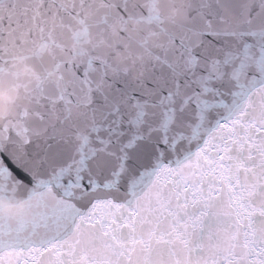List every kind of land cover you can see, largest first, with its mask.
Instances as JSON below:
<instances>
[{"label": "snow or ice", "instance_id": "1", "mask_svg": "<svg viewBox=\"0 0 264 264\" xmlns=\"http://www.w3.org/2000/svg\"><path fill=\"white\" fill-rule=\"evenodd\" d=\"M29 61L0 264H264V0H0V81Z\"/></svg>", "mask_w": 264, "mask_h": 264}, {"label": "clouds", "instance_id": "2", "mask_svg": "<svg viewBox=\"0 0 264 264\" xmlns=\"http://www.w3.org/2000/svg\"><path fill=\"white\" fill-rule=\"evenodd\" d=\"M187 0H176L177 5H183ZM183 9L177 7L169 10V14L179 15ZM119 27V25L117 26ZM137 30L134 31V35L139 38V26L133 25ZM81 47H87L86 44L81 45ZM105 52L108 51L107 48L104 49ZM139 55L137 52H129L125 55L121 52L114 54L113 59L118 64H125L128 61H134ZM45 63L50 67V61L45 60ZM17 71L21 75V79L18 82L21 87H17V82L13 81H0V124H2L5 118H14L17 111V105L27 106L30 101L27 97L25 87L29 86L40 74V68L34 62H22L17 65ZM133 77H138L141 72L138 68L133 69ZM26 201L27 197L21 192H17L13 196L0 194V214L20 216L26 211Z\"/></svg>", "mask_w": 264, "mask_h": 264}, {"label": "water", "instance_id": "3", "mask_svg": "<svg viewBox=\"0 0 264 264\" xmlns=\"http://www.w3.org/2000/svg\"><path fill=\"white\" fill-rule=\"evenodd\" d=\"M131 29H132V26L130 25V26H129V30L131 31ZM132 34L134 35V32H132ZM134 36H135V35H134ZM135 37H136V36H135ZM93 38H94V39H103V37H98V36H96V35H95V32H93ZM136 39L139 40L140 37H139V38L136 37ZM69 43H71V41H69Z\"/></svg>", "mask_w": 264, "mask_h": 264}]
</instances>
